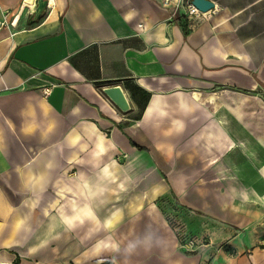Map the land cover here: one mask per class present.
<instances>
[{
  "label": "crops",
  "instance_id": "1",
  "mask_svg": "<svg viewBox=\"0 0 264 264\" xmlns=\"http://www.w3.org/2000/svg\"><path fill=\"white\" fill-rule=\"evenodd\" d=\"M34 1L0 0V264H264V0Z\"/></svg>",
  "mask_w": 264,
  "mask_h": 264
},
{
  "label": "water",
  "instance_id": "2",
  "mask_svg": "<svg viewBox=\"0 0 264 264\" xmlns=\"http://www.w3.org/2000/svg\"><path fill=\"white\" fill-rule=\"evenodd\" d=\"M192 3L202 12L215 9L216 4L212 0H192ZM49 4V0H37L36 9L33 11L36 19H41ZM103 93L111 99L122 111L130 109V103L126 92L120 84H109L103 87Z\"/></svg>",
  "mask_w": 264,
  "mask_h": 264
},
{
  "label": "built area",
  "instance_id": "3",
  "mask_svg": "<svg viewBox=\"0 0 264 264\" xmlns=\"http://www.w3.org/2000/svg\"><path fill=\"white\" fill-rule=\"evenodd\" d=\"M50 2V0H49ZM35 6L37 4V0L34 1ZM162 6L166 9H172L175 13L180 9V7H186V11L189 15L196 17L199 20H208L211 17L210 10L208 12H202L199 8H197L192 0H162ZM49 5V4H48ZM20 12L16 16H11V13L6 12L3 17H0V33L8 28L9 26H16L17 18L19 17ZM51 88L45 87L43 92L47 95L50 92ZM193 243V242H192ZM182 247H186V244H183Z\"/></svg>",
  "mask_w": 264,
  "mask_h": 264
},
{
  "label": "rangeland",
  "instance_id": "4",
  "mask_svg": "<svg viewBox=\"0 0 264 264\" xmlns=\"http://www.w3.org/2000/svg\"><path fill=\"white\" fill-rule=\"evenodd\" d=\"M143 195H144L143 191H141L139 188L134 189L133 196H134L135 204L138 202L140 204V206H142L143 200L141 199V197ZM170 195H174V194L170 193L167 195H165V194L160 195L158 197L159 199H158L157 203H158V205H160L159 207H161L163 209V212L167 216V219L170 221L172 227L177 228L176 230L180 231V228L177 226V223L175 221L176 220L175 219L176 214L174 213V210L176 208L175 201L170 199L171 198ZM119 206L124 207L125 205L119 204ZM183 244H186V247H182ZM201 246H202V244L197 243L195 240H193V238L187 237V238H181L179 240V248H181V250H183L187 253L196 254L199 252Z\"/></svg>",
  "mask_w": 264,
  "mask_h": 264
},
{
  "label": "bare ground",
  "instance_id": "5",
  "mask_svg": "<svg viewBox=\"0 0 264 264\" xmlns=\"http://www.w3.org/2000/svg\"><path fill=\"white\" fill-rule=\"evenodd\" d=\"M54 1V0H53ZM36 9V8H35ZM20 14H21V12H20ZM19 17H20V15H19ZM19 17L17 18V20L19 19Z\"/></svg>",
  "mask_w": 264,
  "mask_h": 264
}]
</instances>
